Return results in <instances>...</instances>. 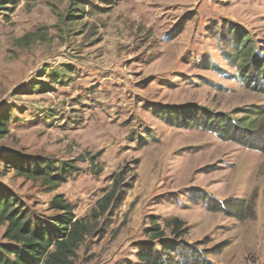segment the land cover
<instances>
[{
  "label": "rangeland",
  "instance_id": "1",
  "mask_svg": "<svg viewBox=\"0 0 264 264\" xmlns=\"http://www.w3.org/2000/svg\"><path fill=\"white\" fill-rule=\"evenodd\" d=\"M2 6L0 198L43 224L60 213L55 194L70 201L92 226L71 264H140L137 251L150 248L164 264H264V152L212 129L264 108L251 68L234 58L243 36L264 54V0ZM46 160L75 166L52 191L14 169ZM152 221L162 238L148 236Z\"/></svg>",
  "mask_w": 264,
  "mask_h": 264
},
{
  "label": "trees",
  "instance_id": "2",
  "mask_svg": "<svg viewBox=\"0 0 264 264\" xmlns=\"http://www.w3.org/2000/svg\"><path fill=\"white\" fill-rule=\"evenodd\" d=\"M3 4H10L12 7L17 4V0H0V9L7 7L2 6ZM71 15L73 14H69ZM234 51V58L241 59V67L251 68L255 80L253 83L261 87L264 93V54L255 52L251 40L246 36L236 40ZM250 77L249 74H243L246 84L255 88ZM256 114L258 117L253 119L240 118L228 122L219 117L213 120L216 127L212 129L225 135V139H233L247 148L264 152V108L256 111ZM7 123L6 117L0 118V137L7 133ZM14 169L18 175L38 180L47 191H52L72 175L75 166L70 163L57 165L48 160L39 163L21 161L14 165ZM118 187L116 178L111 191L98 201V215L105 213L110 207L116 198ZM13 202L14 198H0V226H4L3 238L8 241L0 243V264H71L77 249L91 232L90 222L85 218H77L71 202L60 193L55 194L49 202L52 210L60 212L51 217L50 224L40 223L37 219L30 220L29 213ZM95 212L96 210L93 215H96ZM169 223L173 226V235L179 237L181 220L173 218ZM146 232L151 239H159L165 235L155 221H152ZM159 253L152 248L139 249L136 256L140 264H164Z\"/></svg>",
  "mask_w": 264,
  "mask_h": 264
}]
</instances>
